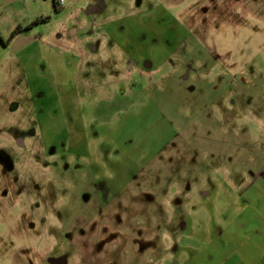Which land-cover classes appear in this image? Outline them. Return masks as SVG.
I'll return each instance as SVG.
<instances>
[{"label": "rangeland", "instance_id": "1", "mask_svg": "<svg viewBox=\"0 0 264 264\" xmlns=\"http://www.w3.org/2000/svg\"><path fill=\"white\" fill-rule=\"evenodd\" d=\"M58 1L0 0V264H264V0Z\"/></svg>", "mask_w": 264, "mask_h": 264}, {"label": "flooded vegetation", "instance_id": "2", "mask_svg": "<svg viewBox=\"0 0 264 264\" xmlns=\"http://www.w3.org/2000/svg\"><path fill=\"white\" fill-rule=\"evenodd\" d=\"M7 171H8V173L9 172H11V171H13L12 170V168H8L7 169ZM98 185H96V187H97ZM99 187V186H98ZM104 189V188H103ZM103 189H101V190H103ZM101 190H98V191H101ZM101 196V192H98V196ZM52 257H54V259H53V261L52 262H49L50 264H61L63 261H65V259L66 260H68V258L63 254V253H60V254H57V255H51L50 256V258H52ZM60 258H62L63 259V261L60 259ZM63 264V263H62Z\"/></svg>", "mask_w": 264, "mask_h": 264}, {"label": "trees", "instance_id": "3", "mask_svg": "<svg viewBox=\"0 0 264 264\" xmlns=\"http://www.w3.org/2000/svg\"><path fill=\"white\" fill-rule=\"evenodd\" d=\"M59 1L58 0H54V6L55 7H58L59 6ZM48 19L47 18H40V19H38L37 20V22H40V21H47ZM14 36H16V35H13L11 38H13Z\"/></svg>", "mask_w": 264, "mask_h": 264}, {"label": "built area", "instance_id": "4", "mask_svg": "<svg viewBox=\"0 0 264 264\" xmlns=\"http://www.w3.org/2000/svg\"><path fill=\"white\" fill-rule=\"evenodd\" d=\"M60 3V2H59ZM61 4H62V2H61Z\"/></svg>", "mask_w": 264, "mask_h": 264}, {"label": "crops", "instance_id": "5", "mask_svg": "<svg viewBox=\"0 0 264 264\" xmlns=\"http://www.w3.org/2000/svg\"><path fill=\"white\" fill-rule=\"evenodd\" d=\"M90 1V0H89ZM6 3H7V1H6Z\"/></svg>", "mask_w": 264, "mask_h": 264}, {"label": "water", "instance_id": "6", "mask_svg": "<svg viewBox=\"0 0 264 264\" xmlns=\"http://www.w3.org/2000/svg\"><path fill=\"white\" fill-rule=\"evenodd\" d=\"M63 263V262H62ZM63 264H65V263H63Z\"/></svg>", "mask_w": 264, "mask_h": 264}]
</instances>
